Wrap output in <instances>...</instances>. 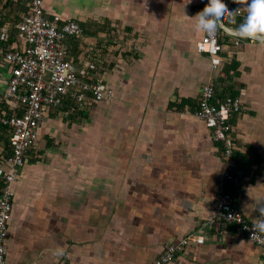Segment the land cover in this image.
<instances>
[{"label":"crops","instance_id":"1","mask_svg":"<svg viewBox=\"0 0 264 264\" xmlns=\"http://www.w3.org/2000/svg\"><path fill=\"white\" fill-rule=\"evenodd\" d=\"M44 1L48 15L80 22L84 34L67 39L80 77L102 78L113 96L86 106L69 96L45 117L13 185L8 264H150L198 230L215 213L228 168L222 144L197 115L210 80L218 97L236 95L244 104L232 118V171L241 181L226 190L259 223L264 40L222 30L223 61L213 68L196 48L204 35L196 17L207 10L203 0ZM6 7L4 21L25 11L18 0ZM11 42L18 45L15 29ZM87 61L94 66L84 69ZM9 76L0 61V106ZM9 149L0 133V163ZM170 264H264V254L226 223L197 235Z\"/></svg>","mask_w":264,"mask_h":264},{"label":"built area","instance_id":"2","mask_svg":"<svg viewBox=\"0 0 264 264\" xmlns=\"http://www.w3.org/2000/svg\"><path fill=\"white\" fill-rule=\"evenodd\" d=\"M9 0L0 2V61L9 66L8 87L2 95L0 125L9 127L11 151L0 163V264H8L6 244L10 223L13 219V185L18 180L26 158L36 145L38 131L47 114L64 105L67 97H72L79 106L98 103L113 96V89L103 79L87 80L80 77V71L70 54L67 43L69 37H80L84 28L78 20L63 18L59 14L50 16L45 11L44 0H18L25 11L15 22L4 21V6ZM230 9H239L232 17L241 23L245 14L237 5V0H223ZM211 5H207V10ZM16 30L17 44L11 42L12 30ZM222 29L213 39L207 34L197 42V51L208 54L213 68L223 61L221 53ZM94 66L87 61L84 69ZM244 104L236 95L220 98L216 85L207 81L201 90L197 115L210 128L214 141L220 142L228 168L220 177L219 194L214 215L204 220L198 230L168 244L150 264H170L199 234L218 228L222 224L233 223L238 231L259 246L264 254V232H258L254 221L234 205V197L227 192L230 182L240 184V177L232 171L235 165L233 154L237 146L232 117L242 112ZM223 232H228L223 230ZM199 233V234H197Z\"/></svg>","mask_w":264,"mask_h":264},{"label":"clouds","instance_id":"3","mask_svg":"<svg viewBox=\"0 0 264 264\" xmlns=\"http://www.w3.org/2000/svg\"><path fill=\"white\" fill-rule=\"evenodd\" d=\"M245 8L247 15L237 28L240 36L247 38L264 37V0H238ZM205 5H211L208 11L196 15L197 31L215 38L226 19L234 17L239 9H230L223 0H203ZM261 219L254 223L257 230L253 233L264 232V206L258 208Z\"/></svg>","mask_w":264,"mask_h":264},{"label":"water","instance_id":"4","mask_svg":"<svg viewBox=\"0 0 264 264\" xmlns=\"http://www.w3.org/2000/svg\"><path fill=\"white\" fill-rule=\"evenodd\" d=\"M221 29L226 31L227 33L229 34H232V35H235V36H240L237 32V29H234V28H231L229 26H227L225 24V22H223V24L221 25ZM243 37V36H242ZM254 39H257V40H264V37H255Z\"/></svg>","mask_w":264,"mask_h":264},{"label":"trees","instance_id":"5","mask_svg":"<svg viewBox=\"0 0 264 264\" xmlns=\"http://www.w3.org/2000/svg\"><path fill=\"white\" fill-rule=\"evenodd\" d=\"M232 95V94H230ZM0 133H5L8 135V140H9V147H10V135H11V130L9 129V127L4 126V125H0ZM11 151V149H9V152ZM8 152V153H9Z\"/></svg>","mask_w":264,"mask_h":264},{"label":"bare ground","instance_id":"6","mask_svg":"<svg viewBox=\"0 0 264 264\" xmlns=\"http://www.w3.org/2000/svg\"><path fill=\"white\" fill-rule=\"evenodd\" d=\"M228 21V20H227ZM233 118V117H232Z\"/></svg>","mask_w":264,"mask_h":264}]
</instances>
